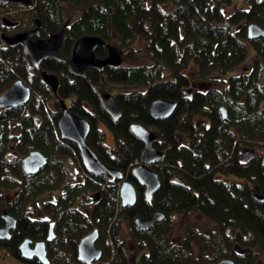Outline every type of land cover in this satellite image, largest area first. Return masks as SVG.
I'll use <instances>...</instances> for the list:
<instances>
[{
    "label": "trees",
    "instance_id": "obj_1",
    "mask_svg": "<svg viewBox=\"0 0 264 264\" xmlns=\"http://www.w3.org/2000/svg\"><path fill=\"white\" fill-rule=\"evenodd\" d=\"M17 8H25V13ZM1 12L17 24L0 22V33L30 29L36 17L43 37L65 32L61 51L66 58L74 40L98 36L121 53L122 62L74 76L65 64L46 59L41 68L57 75L56 92L33 70L26 78L31 84V77H37L30 99L0 109V213L5 210L16 219L11 237L0 239V251L25 264H41L35 258L21 259L18 245L25 238L43 240L48 264H85L78 258L77 244L97 228L103 253L101 262L92 264L260 261L264 166L260 154L243 163L241 153L264 149V35L249 39L239 24L252 22L264 29V0H23L0 4ZM248 50L253 52L251 61ZM95 55L103 58L107 49L100 46ZM242 62L239 72L227 76ZM21 67L29 68L21 44L7 45L0 36V94L17 79L14 73ZM107 83L119 88L114 93L121 113L116 120L97 97V90L107 91ZM187 88L189 95L182 92ZM71 96L69 110L90 124L87 144L101 161L133 182L132 206L120 205L117 181L75 174L79 167L69 165L68 159H79L78 150L60 138L56 122L59 99ZM155 98L177 101L176 110L166 119H153L149 104ZM100 122L112 133V145L105 143ZM134 122L153 130L154 145L164 152L153 166L161 183L149 202L131 173L143 148L130 130ZM31 150L47 157L35 174H28L21 162ZM93 188L100 192L91 195ZM156 210L165 217L147 228L134 224L135 217L147 218ZM192 212L214 226H192L175 239L171 217ZM125 221L128 239L122 231ZM50 223L54 238L47 241ZM236 243L248 250L236 253Z\"/></svg>",
    "mask_w": 264,
    "mask_h": 264
},
{
    "label": "water",
    "instance_id": "obj_2",
    "mask_svg": "<svg viewBox=\"0 0 264 264\" xmlns=\"http://www.w3.org/2000/svg\"><path fill=\"white\" fill-rule=\"evenodd\" d=\"M15 1L23 0H0V4L5 5ZM2 22L8 26L14 25L8 18L2 17ZM35 27L23 32L16 33L13 36H4L2 38L8 45L19 42L22 45L23 58L26 64L36 69L42 81L47 84L53 92L57 87V76L54 72L41 69L40 63L46 59L65 64L67 71L75 76H84L87 69L102 70L105 66H117L121 64L122 58L120 53L113 47L105 43L98 36H82L72 43L70 57L66 58L61 52V46L64 44L67 35L63 30L50 34L47 38H40L35 41L33 36L39 34L40 22L33 18ZM245 25V22L239 26ZM248 38H256L264 35V29L255 23H248L246 26ZM103 46L107 49V56L98 58L95 56V50ZM31 97V88L21 79H16L8 89L0 94V108L16 107L25 104ZM97 97L102 109L113 119H118L121 115L120 110L115 102L114 96L108 92L97 91ZM177 103L170 99L155 98L149 104V114L153 119L168 118L174 111ZM222 116L226 113L223 107L220 108ZM57 128L59 136L62 139L73 142L81 160V165L87 173L103 175L106 178L121 181L119 186V198L123 207L132 206L136 200L135 186L131 180L123 175L122 171L110 167L99 160L96 152L87 142L86 137L89 132V122L86 118L78 116L69 111L64 102H61V114L57 119ZM131 132L143 142V149L138 158V163L131 169L134 180L143 187V193L147 201L151 200L153 193L160 187L158 173L150 167L162 157V152L155 148V134L152 130L145 128L140 123L130 124ZM243 160L248 162L254 157V151L247 149L242 154ZM47 162V157L38 150H33L22 158V164L27 173H37ZM264 165V158L262 159ZM164 213L160 210L155 211L149 218H135V224L140 227H149L154 222L164 218ZM4 224L0 227V239L8 240L11 237L10 231L16 225V220L7 212L1 213ZM48 220V218H44ZM229 232V230H227ZM98 232L93 229L84 235L78 242L77 253L80 261L85 264H91L99 260L102 250L95 245ZM54 237L52 224L49 225V231L46 240L50 241ZM31 240L25 238L18 246L21 258L30 260L36 258L41 264H48L46 256L45 242L39 240L30 246ZM247 249L235 245V251L243 254ZM195 264H235L230 258H223L216 262H203Z\"/></svg>",
    "mask_w": 264,
    "mask_h": 264
},
{
    "label": "rangeland",
    "instance_id": "obj_3",
    "mask_svg": "<svg viewBox=\"0 0 264 264\" xmlns=\"http://www.w3.org/2000/svg\"><path fill=\"white\" fill-rule=\"evenodd\" d=\"M21 3L22 1H15V2H11L12 4L13 3ZM8 4H10V3H8ZM25 8H17V11L19 12H24L25 13ZM0 17H6V18H8L7 17V15H5V14H3V12H1V14H0ZM34 18H36V17H34ZM9 19V18H8ZM37 19V18H36ZM38 20V19H37ZM9 21L10 22H14V25H12V26H16V24H17V22L15 21V20H11V19H9ZM0 22H1V20H0ZM2 24L3 25H6V24H4L3 22H2ZM11 26V25H10ZM28 30V29H27ZM23 31H26V30H23ZM23 31H16L14 34H12V35H15L16 33H19V32H23ZM50 34H53V33H50ZM50 34H48L46 37H43L41 34H40V32H39V34L37 35V36H33L32 37V40L33 41H35V40H37V39H40V38H47ZM2 35H4V36H12V35H6V34H4V33H0V36H2ZM62 52V51H61ZM252 55H253V52L251 51V50H248V56H249V61H251L252 60ZM23 56V55H22ZM44 61V60H43ZM42 61V62H43ZM41 62V63H42ZM41 63H40V66H41ZM245 62H242L241 64H239L238 65V69L236 68L233 72H231V71H228V73H227V76L228 75H230V74H232V73H237V72H239L240 70H241V66H242V64H244ZM21 69V71L20 72H18V73H14V76H16L17 78H21L25 83H27L28 85H30L31 86V84L32 83H34V82H36V80H37V77H36V75L35 76H32L31 77V79L33 80L32 81V83L30 84L29 83V81H27L26 80V78H27V76H28V73L29 72H34V71H32L31 69H29V68H26V67H21L20 68ZM35 84V83H34ZM32 87V86H31ZM106 87H107V91L109 92V93H112V94H114L115 93V91L117 90V89H119L118 88V86L116 85H113V84H110V83H107L106 84ZM121 87V86H120ZM73 97L71 96V97H69L68 99H71L70 101H72L73 99H72ZM66 101H67V99H66ZM99 101V100H98ZM172 101H175V100H172ZM176 103H177V101H175ZM86 106H87V108L89 109L90 108V106L89 105H87L86 104ZM176 107H177V105H176ZM176 107H175V109H174V111L176 110ZM173 111V112H174ZM71 112V111H70ZM173 112H172V114H173ZM73 113V112H72ZM107 113V112H106ZM108 114V113H107ZM171 114V115H172ZM109 115V114H108ZM170 115V116H171ZM164 119H166V118H164ZM136 123H138V122H136ZM98 126L99 127H102V125H99L98 124ZM103 128V127H102ZM104 131H105V143L107 144V145H112L113 144V136H112V134H111V132L108 130V129H104ZM153 131V130H152ZM154 132V131H153ZM154 134H155V141L157 140V136H156V133L154 132ZM155 141H154V144H155ZM154 147H155V145H154ZM155 148H157V147H155ZM241 152V151H240ZM255 152L257 153V154H260L262 157H264V149H260V150H255ZM70 154H68V156H69ZM69 161V160H68ZM69 165H71L70 164V161H69ZM160 179V178H159ZM161 183V182H160ZM91 187H93L92 185H91ZM94 189V188H93ZM91 190L90 192H91V194L93 195L94 193H96V192H99V190H97V189H94V190ZM262 200H264L263 198H262ZM165 215V214H164ZM165 217V216H164ZM171 220L173 221V232H172V234H173V237L175 238V239H178L185 231H186V229H188L189 227H192V226H194V227H196V228H198V229H200V230H205V229H207V228H211V227H213L214 225H213V223H211L208 219H206V218H204L200 213H198V212H192V213H188L187 215H185V216H181V215H173L172 217H171ZM122 231H123V235L125 236V238L126 239H128V237H129V224H128V221H125L124 223H123V229H122ZM102 235V234H101ZM103 238V237H102ZM103 240V239H102ZM99 242H97V244H98ZM130 254V253H129ZM19 256H20V253H19ZM130 256H131V254H130ZM135 256H136V258L138 257V253L137 254H135ZM20 258H21V256H20ZM22 259V258H21ZM262 262H264V255H262L260 258H259ZM97 262H101V260H99V261H95L94 263H97ZM0 264H25V263H22L19 259H15L13 256H11L9 253H6L5 251H0Z\"/></svg>",
    "mask_w": 264,
    "mask_h": 264
},
{
    "label": "flooded vegetation",
    "instance_id": "obj_4",
    "mask_svg": "<svg viewBox=\"0 0 264 264\" xmlns=\"http://www.w3.org/2000/svg\"><path fill=\"white\" fill-rule=\"evenodd\" d=\"M188 93H190V91L188 92ZM71 99H67V101H68V103H67V105H69L70 106V104H71V101H70ZM256 156V155H255ZM79 163V162H78ZM158 163V162H157ZM156 163V164H157ZM244 163V162H243ZM155 165V164H154ZM79 168H80V170H79V172L81 173V174H84V175H86V176H88V174L87 173H84L83 172V168L81 167V165L79 164ZM115 168V167H114ZM154 169V168H153ZM122 171V170H121ZM76 174H79V173H76ZM230 179H233V180H238L239 181V179L238 178H235V177H232V176H230ZM181 180V179H180ZM242 181V180H241ZM181 183H184V181H180ZM97 201H99V198H97L96 199ZM178 215V214H177ZM135 219V218H134ZM133 222H134V220H133ZM3 224H4V222H3ZM2 224V225H3ZM1 225V226H2ZM0 226V227H1ZM94 229H97V228H94ZM11 231H12V229H11ZM11 231H10V234H11ZM97 232H98V229H97ZM86 235V234H85ZM98 237H99V232H98V236H97V239H96V241H95V245H97V247H99L98 246V244H97V240H98ZM237 244V243H236ZM78 245V244H77ZM100 248V247H99ZM101 249V248H100ZM102 250V249H101ZM103 253V252H102ZM23 259V258H22ZM255 264H264V262H262L261 260L260 261H257Z\"/></svg>",
    "mask_w": 264,
    "mask_h": 264
},
{
    "label": "bare ground",
    "instance_id": "obj_5",
    "mask_svg": "<svg viewBox=\"0 0 264 264\" xmlns=\"http://www.w3.org/2000/svg\"><path fill=\"white\" fill-rule=\"evenodd\" d=\"M101 161V160H100ZM101 162H103V161H101ZM104 163V162H103ZM104 164H106V163H104ZM107 165V164H106ZM126 179H127V177H126Z\"/></svg>",
    "mask_w": 264,
    "mask_h": 264
}]
</instances>
